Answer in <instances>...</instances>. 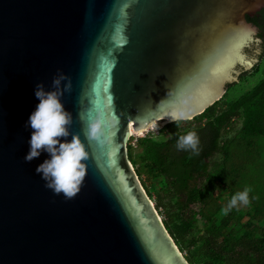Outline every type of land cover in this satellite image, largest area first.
Instances as JSON below:
<instances>
[{"label":"water","instance_id":"water-1","mask_svg":"<svg viewBox=\"0 0 264 264\" xmlns=\"http://www.w3.org/2000/svg\"><path fill=\"white\" fill-rule=\"evenodd\" d=\"M262 9L264 0H0V264H189L127 144L153 122L194 119L238 83L259 61L258 47L247 54L260 40L246 18ZM241 52L251 66L235 62ZM58 70L71 78L62 100L89 153L71 198L36 173L47 154L24 160L34 87L51 90ZM101 112L119 118L103 146L83 132Z\"/></svg>","mask_w":264,"mask_h":264},{"label":"trees","instance_id":"trees-1","mask_svg":"<svg viewBox=\"0 0 264 264\" xmlns=\"http://www.w3.org/2000/svg\"><path fill=\"white\" fill-rule=\"evenodd\" d=\"M258 28L262 41L259 61L264 56V9L246 18ZM259 64L255 65L253 70ZM246 76L244 72L241 79ZM234 85V84H233ZM232 85L227 87L230 89ZM219 101L190 121L159 127L160 135L137 141L128 158L148 197L142 175L162 179L155 204L165 210L162 222L189 264H264V78L224 108L213 111ZM197 125L187 128V122ZM195 131L199 154L177 149L178 138ZM218 157L215 166L212 159ZM219 188L231 197L250 189L253 206L250 222L238 229L233 208L223 217Z\"/></svg>","mask_w":264,"mask_h":264},{"label":"clouds","instance_id":"clouds-1","mask_svg":"<svg viewBox=\"0 0 264 264\" xmlns=\"http://www.w3.org/2000/svg\"><path fill=\"white\" fill-rule=\"evenodd\" d=\"M251 32L254 35L255 30L252 29ZM235 62L251 66V61L242 52L237 53ZM71 88V78L59 70L52 79L51 90L46 89L43 82L37 83L33 93L38 103L24 125L25 129L31 130L27 141L29 149L24 160L30 163L42 154H47V158L37 165L35 171L45 181L47 188L55 194L63 193L67 198L73 197L79 190L85 176L86 161L89 158L80 134L71 131L73 117L62 100L65 92H70ZM176 119H192V117L180 114ZM118 124V117H113L109 123L104 120L101 112L87 122L83 132L90 141L103 146L112 142L113 134L110 128ZM156 127V122H153L151 128L156 129ZM199 145L198 134L195 131H189L178 138L176 147L180 150H191L198 155ZM249 192L250 189L245 188L235 193L227 207L223 209L224 213L227 214L238 204L247 205Z\"/></svg>","mask_w":264,"mask_h":264},{"label":"rangeland","instance_id":"rangeland-1","mask_svg":"<svg viewBox=\"0 0 264 264\" xmlns=\"http://www.w3.org/2000/svg\"><path fill=\"white\" fill-rule=\"evenodd\" d=\"M259 64V66L256 68V70H253L255 65ZM254 65V67L250 68L248 71H246V76H244L243 79H241V75L239 76V82L235 83L234 85L232 84V87L230 89H226V93L223 95V97L219 100L218 105H216L213 108V111H218L221 108H224L227 104H229L231 101L235 100L236 98H238L240 95H242L244 92L249 91L253 86H255L261 79L264 78V56L262 57V59L260 61H258V63ZM187 128L192 127L197 125V122H187L186 124ZM159 127H161L160 123H157V127L156 129H150L148 130L146 133H144L143 135H133L130 139H131V147L133 148V153L136 154L137 152V141L140 140L141 138L147 136V135H154V136H159L160 135V131H159ZM129 139V140H130ZM129 142V141H128ZM263 145H264V141H263ZM127 151H128V144H127ZM264 152V151H263ZM263 157H264V153H263ZM218 157H215L212 159V165L215 166L216 163L218 162ZM145 185V187L147 188V190L149 191V193L152 195L153 200L152 203L155 206V204L158 202L157 200V193L160 191L161 187H162V179H157V180H150L148 179L145 175H142V179H141ZM260 186H264L263 182H259L258 183ZM219 192H221V196L222 198L220 199V203L223 207V209L225 207H227L226 201L229 197V194L227 191H225V189L223 188H219L218 189ZM163 202H158V206H162ZM253 206H251L249 203L247 205L244 204H238L237 207H235V211H236V223L234 224V228L238 229L241 226L247 224L248 222H250V216L253 213ZM223 209L220 211V216L223 217L225 215ZM161 213V216L159 215V217L161 218V220L163 219V217H165V210L163 207H160L158 210ZM158 213V212H157ZM183 254V253H182ZM184 255V254H183Z\"/></svg>","mask_w":264,"mask_h":264},{"label":"flooded vegetation","instance_id":"flooded-vegetation-1","mask_svg":"<svg viewBox=\"0 0 264 264\" xmlns=\"http://www.w3.org/2000/svg\"><path fill=\"white\" fill-rule=\"evenodd\" d=\"M258 29V28H257ZM256 38H258L259 40H260V43L258 44V45H253L254 47H252L251 49H249V51H247V54L248 53H254V51H253V49L254 48H256V47H258L259 49H260V54L258 55V58L260 57V55H261V51H262V41H261V39L258 37V34H257V36H256ZM254 55V54H253ZM259 60V59H258ZM244 73V72H243ZM243 73H241V74H243Z\"/></svg>","mask_w":264,"mask_h":264},{"label":"snow or ice","instance_id":"snow-or-ice-1","mask_svg":"<svg viewBox=\"0 0 264 264\" xmlns=\"http://www.w3.org/2000/svg\"><path fill=\"white\" fill-rule=\"evenodd\" d=\"M109 100H111V96H109Z\"/></svg>","mask_w":264,"mask_h":264}]
</instances>
